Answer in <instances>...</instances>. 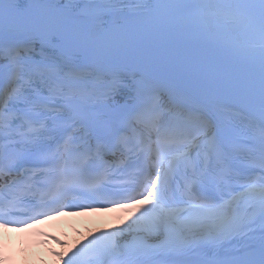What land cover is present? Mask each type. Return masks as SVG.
Returning <instances> with one entry per match:
<instances>
[{
	"label": "snow or ice",
	"instance_id": "6c2138e0",
	"mask_svg": "<svg viewBox=\"0 0 264 264\" xmlns=\"http://www.w3.org/2000/svg\"><path fill=\"white\" fill-rule=\"evenodd\" d=\"M146 197L64 264H264V0H0V221Z\"/></svg>",
	"mask_w": 264,
	"mask_h": 264
},
{
	"label": "bare ground",
	"instance_id": "6f19581e",
	"mask_svg": "<svg viewBox=\"0 0 264 264\" xmlns=\"http://www.w3.org/2000/svg\"><path fill=\"white\" fill-rule=\"evenodd\" d=\"M133 216H130L123 220L121 223L114 225L112 227H107L109 229H120L127 225V223L130 222V218ZM73 238H80L83 235V232L81 231H73ZM64 240H69L72 238V235H64ZM60 244L59 241L57 242H49L45 245H40L34 249L28 250L24 253L25 255V262L28 264H62V250L63 245Z\"/></svg>",
	"mask_w": 264,
	"mask_h": 264
}]
</instances>
